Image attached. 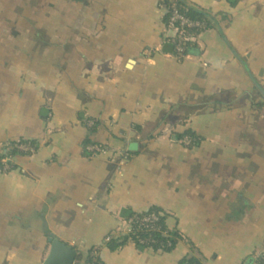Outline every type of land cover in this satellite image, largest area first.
Here are the masks:
<instances>
[{
  "label": "crops",
  "instance_id": "0c3cea01",
  "mask_svg": "<svg viewBox=\"0 0 264 264\" xmlns=\"http://www.w3.org/2000/svg\"><path fill=\"white\" fill-rule=\"evenodd\" d=\"M173 1L0 0V150L39 146L0 169V264H48L50 233L105 264H179L186 242L105 246L153 206L205 264L264 253V0H188L228 20L185 59ZM187 130L201 144L175 142Z\"/></svg>",
  "mask_w": 264,
  "mask_h": 264
},
{
  "label": "trees",
  "instance_id": "16d2710c",
  "mask_svg": "<svg viewBox=\"0 0 264 264\" xmlns=\"http://www.w3.org/2000/svg\"><path fill=\"white\" fill-rule=\"evenodd\" d=\"M239 1L240 0H228L231 6H236ZM176 2L183 14L192 19H201L207 24V28L205 30L192 27H182L181 29H179L181 32H185L187 36L185 38L186 40L184 56H188L190 54H193L194 52L199 51V40L201 34L206 30L216 29L217 27L216 23L214 22L215 20L216 22L220 23L223 18L226 21L227 17H224L220 13H217L216 15H214L215 20L213 21L205 14L199 13L196 10L187 7L179 0H176ZM167 5H171V3H167ZM186 137H189L192 140L191 146L201 144V137H198L197 134L192 130H187L183 133L176 132L173 135V139L175 140V142H179ZM23 141H29L36 148L39 147L37 141ZM13 154L14 156H16L18 154L25 153L14 151ZM131 154L132 152L129 153L130 156ZM152 214H157L159 216L158 220L153 225L150 224L151 227L143 226L141 224L142 219ZM168 217L169 214L159 206H153L150 210L144 213H129L126 215L124 220L126 222L130 221L131 219L133 220L131 222V229L127 232L120 230L116 233L109 234L105 241V246L115 251L122 249L131 243H134L140 249L153 248L154 250L172 252L180 242H186L190 246V253L182 258L179 261V264H205V257L201 253H198L196 251V246L194 245V243L190 239H187L184 233H182L179 229L170 227L167 222ZM99 252V247L89 248L88 250L81 251L80 253L77 252L78 254L74 261H77L80 264H105L103 259L100 257ZM71 263L72 262H70L69 264ZM253 264H264V255L257 257Z\"/></svg>",
  "mask_w": 264,
  "mask_h": 264
},
{
  "label": "built area",
  "instance_id": "2783aa9c",
  "mask_svg": "<svg viewBox=\"0 0 264 264\" xmlns=\"http://www.w3.org/2000/svg\"><path fill=\"white\" fill-rule=\"evenodd\" d=\"M168 20L166 27V34L168 37V41L174 46L175 54L180 59H185L187 56H184L185 51V38L187 37L185 32H181L179 29L182 27H192L199 28L205 30L207 28V24L205 21L201 19H192L183 14L176 1H173L171 5H168ZM89 126H93V121L88 122ZM179 143L185 146H191L192 140L189 137H186L179 141ZM37 148L30 143L29 141L23 140H14L7 141L1 145L0 150V169L3 171H10L14 168L15 156L13 154L14 151L31 154L36 152ZM101 151H108L109 149L106 147L104 149H100ZM113 151L115 155L118 157L119 169H122L128 161L129 154L126 150L122 149H114ZM159 216L157 214H152L148 217L142 219L141 224L145 227H151L150 224H154L158 220ZM133 220L127 221L122 231H129L131 229V222ZM73 264H80L77 261H74Z\"/></svg>",
  "mask_w": 264,
  "mask_h": 264
},
{
  "label": "water",
  "instance_id": "95a60500",
  "mask_svg": "<svg viewBox=\"0 0 264 264\" xmlns=\"http://www.w3.org/2000/svg\"><path fill=\"white\" fill-rule=\"evenodd\" d=\"M179 1L193 10H196L199 13L205 14L207 17H209L213 21L215 20V17L211 12L192 5L188 0H179ZM214 22L216 23V27L219 28L223 32L221 24L219 22H216V20ZM224 38L227 44L230 45L225 35H224ZM234 53L238 55V53H236L235 50H234ZM240 59L243 61V63L247 67L249 73L251 74L252 79H254V76L251 73L248 65L245 63V61L241 57ZM136 147H137V144L132 143L130 146V149H136ZM48 243L51 249L50 254L48 256V264H69L70 262H72L71 264H73L74 260L77 257V251L74 249V247H72L71 245H68L65 241H62L61 239L56 238L54 234L52 233H50V238L48 240ZM255 260H256L255 257H250L245 264H253Z\"/></svg>",
  "mask_w": 264,
  "mask_h": 264
},
{
  "label": "rangeland",
  "instance_id": "374dc122",
  "mask_svg": "<svg viewBox=\"0 0 264 264\" xmlns=\"http://www.w3.org/2000/svg\"><path fill=\"white\" fill-rule=\"evenodd\" d=\"M262 255H264V253H263V254H261V255H259V256H262ZM259 256H258V257H259Z\"/></svg>",
  "mask_w": 264,
  "mask_h": 264
}]
</instances>
